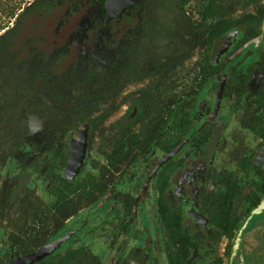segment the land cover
Instances as JSON below:
<instances>
[{
    "label": "rangeland",
    "instance_id": "rangeland-1",
    "mask_svg": "<svg viewBox=\"0 0 264 264\" xmlns=\"http://www.w3.org/2000/svg\"><path fill=\"white\" fill-rule=\"evenodd\" d=\"M43 4L48 8L30 13L0 56V264L70 229V238L50 254L54 263L78 248L101 264H172L178 258L166 246L154 186L164 167L166 197L181 213L179 232L196 245L190 261L264 264V215L247 211L244 202L254 180L262 183L255 189L264 199V177L250 170L264 132L248 118L250 112L264 118L258 105L264 99V0H140L135 12L112 24L111 41L75 58V20L88 13L92 36L104 7L99 0ZM234 27L239 33L220 62L255 36H262L260 43L226 62L221 78L203 82L218 38ZM250 62L259 68L248 92L223 96L230 67L243 71ZM182 99L190 103L192 138L151 173L165 154L154 135L169 133L174 140L168 109ZM82 125L88 129L84 154L75 176L66 179L67 141ZM199 129L209 135L202 143ZM258 163L264 167V149ZM221 179L236 183L234 225L231 238L212 241L187 209L202 210L205 193L224 192ZM126 194L136 199L128 212L121 203ZM61 197L84 200L66 221L56 212Z\"/></svg>",
    "mask_w": 264,
    "mask_h": 264
},
{
    "label": "trees",
    "instance_id": "trees-1",
    "mask_svg": "<svg viewBox=\"0 0 264 264\" xmlns=\"http://www.w3.org/2000/svg\"><path fill=\"white\" fill-rule=\"evenodd\" d=\"M49 4H43V0H0V56L9 47L12 39L22 30L26 17L30 13L39 12L48 8ZM10 23L12 24L10 26ZM255 64H250L246 69L244 74L239 75V81L236 87H234L233 80L230 79L223 85L222 93L227 96H232L233 93H241L247 88V82L249 80L250 73L255 69ZM264 106V101L260 103ZM175 111V110H174ZM173 126L176 128L174 137L176 141H179L187 132L189 127V122L185 119L187 114L183 111L174 112ZM261 127L264 130V122H260ZM154 142L164 151H169L173 146L174 142L170 140L169 133L162 134L156 133L154 135ZM251 170L264 177V169L256 164L250 165ZM24 180V179H23ZM228 187V193L225 194H211L205 200L206 210L208 211L211 219V223L216 226L215 229L208 230L210 236L213 239H219L220 236L225 232L230 237L231 236V225L230 217H228V208L231 202V192L234 191V183L226 182ZM262 183L254 180L252 185L259 188ZM68 185V184H67ZM167 185V176L164 175L162 170L159 177V182L157 183L159 195H158V206L160 208L161 221L163 225V234L167 241V247L174 248L176 250L175 256L178 258L177 261L172 264H192L188 258L189 249L194 245L187 243L183 235L179 232L181 214L176 203L168 199L164 194V187ZM261 200L259 191L256 189H250L245 195V201L249 204V207H255ZM133 197L127 196L123 200V205L126 210H130L132 206ZM84 200L78 198L76 201L73 199L65 201L64 197L59 198L56 201V212L59 218L66 219L68 216L76 214L82 207ZM63 204H67L64 206ZM220 207V214L217 215L216 208L213 206ZM213 207V208H212ZM247 208V210L249 209ZM234 225V223H233ZM58 224H54V228ZM56 229V228H55ZM231 244L228 242L226 244V249L230 248ZM18 255V254H16ZM54 255H48L34 264H41L43 262L49 261V264H100V260L88 251H82L81 249H74L65 256H61L53 261ZM9 260L4 264H8Z\"/></svg>",
    "mask_w": 264,
    "mask_h": 264
},
{
    "label": "flooded vegetation",
    "instance_id": "flooded-vegetation-1",
    "mask_svg": "<svg viewBox=\"0 0 264 264\" xmlns=\"http://www.w3.org/2000/svg\"><path fill=\"white\" fill-rule=\"evenodd\" d=\"M105 1L106 0H99V4H100V6H103L104 7V10H103V12H102V17H101V24H100V27L97 29V31L92 35V36H90L89 34V32L87 31V29H88V27L85 25L86 24V22H87V19H88V13H82V15L80 14L78 17H77V19L75 20L76 22H75V27H74V33H75V35H76V39H75V41H74V48H76V51H73V53H72V55H71V57H73V58H75V57H77V56H83L84 55V52L85 51H88L89 49H94V50H99L101 47H103V45L105 44V43H107V42H109V41H111V39H112V37H113V33H114V28H113V26H112V24H114L115 22H120L121 21V19L127 14V13H129V12H135V10L139 7V3H140V0H137L131 7H127V8H125L122 12H121V14L119 15V16H112V17H110V18H107V13H106V9H105ZM139 18H140V15L139 14H137V16H136V19L137 20H139ZM263 21H264V18H263ZM263 21H262V24H263ZM121 26V25H120ZM261 29H262V31H263V33H264V30H263V28H262V25H261ZM233 30H235V33H234V35L233 36H231V43H230V45H229V48H228V50L225 52V53H223V54H221L220 56H219V58L217 59V60H214V58H213V53H214V51H215V49H216V47H217V45L219 44V42H220V40H221V37H222V35L223 34H225L226 32H228V31H233ZM228 31H226V32H224L219 38H218V40H217V42H216V44H215V46H214V49H213V52H212V55H211V60H212V62L214 63L213 65H212V67L211 68H209V69H207V70H204L202 73H201V77H202V81L204 82V81H206V80H208L207 82H210L211 80H216V79H219V78H221V72H222V70H223V68H224V66H225V64H226V62H228V61H231V60H233V59H235V58H237L244 50H246L247 49V47H249L250 45H252V44H254V45H257L255 42H252L251 44H249V45H247L238 55H236L235 57H233V58H231V59H229L228 60V57L232 54V53H234V51H236L239 47H241L242 45H244L247 41H245L243 44H241V45H238L236 48H234L233 49V51H231L227 56H226V58L222 61V62H220V60H221V58L229 51V49H230V47H231V45L233 44V42L235 41V39H236V36H237V34L239 33V29L238 28H232V29H230V30H228ZM259 36V35H258ZM255 37H257V36H255ZM254 38V37H253ZM252 39V38H251ZM262 39V38H261ZM250 40V39H249ZM261 41V40H260ZM260 41H259V43H260ZM112 50H114V49H112ZM250 64H255L256 65V67H255V69L250 73V76H249V80H248V82H247V88L245 89V91H243V92H241V93H233V95L232 96H227V95H224L223 93H222V88H223V85L225 84V83H227V81H229L230 79H232L233 80V84H234V87H236L235 85H237V82L239 81V75H241V74H244L245 73V71H246V69L248 68V66L250 65ZM258 68H259V65L257 64V63H254V62H250V63H248L246 66H245V68H244V70L242 71L241 69H239V68H236V67H230V76L228 77V79H226L225 80V82L222 84V86H221V89H220V93L223 95V96H226V97H239V96H241V95H243L244 93H246V92H248V90L250 89V87H251V82H252V77L254 76V74L256 73V71L258 70ZM205 86V85H204ZM262 101H264V99H262V100H259L258 101V105L260 106V107H263L264 108V106H262L260 103L262 102ZM189 105H190V103H189V100L187 99H182V100H180L179 102H178V104L177 105H174V106H172V107H170L169 109H168V115H169V117H170V121H168V125H169V127H170V131L169 132H173L172 134H174L175 133V130H176V128L173 126V120H174V112L177 110V112H179V111H183V113H185V114H187V117L185 118L188 122H189V127H188V130H187V132H186V134L179 140V141H176L175 140V137H174V140L172 141V142H174V146L169 150V151H164L163 149V151L165 152V154H167L168 152H170L181 140H183V139H185V138H187V141H189V138L191 137V132H190V126H191V115H190V113H189V111H188V108H189ZM175 110V111H174ZM248 118H249V120L252 122V123H254L255 125H257L263 132H264V130H263V128L261 127V125H260V122H264V118H261V117H259V115H257V114H255V113H253V112H250L249 113V115H248ZM82 130H85L86 131V139H87V128H86V126L85 125H82L81 127H80V129H78V131H76V132H73L72 133V135H71V137L68 139V141H67V145H68V147H69V149H70V154H71V148H70V146H69V142L70 141H72L73 140V138H74V135L75 134H78V133H80ZM197 133H200L201 135V137H200V140H199V142H204V141H206L207 140V138H208V133H207V131H205L204 129H199L198 130V132ZM192 138V137H191ZM186 141V142H187ZM185 142V143H186ZM85 143H86V140H85ZM153 143L155 144V142H154V139H153ZM184 143V144H185ZM183 144V145H184ZM156 145V144H155ZM182 145V146H183ZM157 146V145H156ZM181 146V147H182ZM149 147H150V145H148L146 148H145V151H147L148 149H149ZM157 147H159V146H157ZM160 148V147H159ZM161 149V148H160ZM263 149H264V144L263 145H261V147H260V149H259V151H258V154L256 155V157H255V159H254V161L251 163V164H256V165H258V166H260V167H262L259 163H258V159H259V157L261 156V152L263 151ZM179 151V150H178ZM177 151V152H178ZM176 152V153H177ZM175 153V154H176ZM70 154H69V156H68V159H69V157H70ZM84 154V153H83ZM164 154V155H165ZM174 154V155H175ZM163 155V156H164ZM174 155H172V156H174ZM162 156V157H163ZM171 156V157H172ZM161 157V158H162ZM171 157H169L167 160H169ZM160 158V159H161ZM68 159H67V161H68ZM159 159V160H160ZM158 160V161H159ZM166 160V161H167ZM158 161L155 163V165L153 166V168H152V171H153V169H154V167L156 166V164L158 163ZM165 161V162H166ZM165 162H163L156 170H155V172H157V170L165 163ZM66 164H67V162H66ZM66 164H65V167H66ZM250 164V165H251ZM65 167H64V176H65ZM165 168V167H164ZM163 168V171L165 170ZM263 169H264V167H262ZM250 170H251V168H250ZM162 171V170H161ZM252 171V170H251ZM151 173H153V172H151ZM161 173V172H160ZM254 173V172H253ZM76 174V173H75ZM255 174V173H254ZM255 175H257V174H255ZM75 176V175H74ZM73 176V177H74ZM259 176V175H258ZM73 177H71V178H73ZM159 177H160V174H159ZM260 177V176H259ZM65 178L66 179H71V178H68V177H66L65 176ZM262 178V177H261ZM258 181V180H257ZM226 182H231V183H234L235 185H236V183L234 182V181H230V180H225V179H221L220 180V184L222 185V186H224L225 187V191L224 192H209V193H205L204 195H203V198H202V201H201V205H202V210H197V209H194L193 207H189L188 209H187V213L189 214V216H190V218H192L194 221H196V222H200V221H198L197 219H195V217L190 213V211L191 210H194V211H196V212H199L203 217H205V219H206V221L205 222H200V223H202L203 225H204V229H205V235L208 237V238H210L212 241H218L220 238H221V236L222 235H226L228 238H231V236H232V229H233V221L231 220V212H230V209H231V206H232V192H234L233 190H232V192H231V202H230V205H229V208H228V217H230V225H231V231H230V233H231V236L229 237L228 235H227V233H223L221 236H220V238L219 239H213L209 234H210V232H211V230H213V229H215V227L216 226H214L212 223H211V221H210V219H211V217H210V215H209V213H208V211L206 210V203H205V200H206V198L208 197V196H210L211 194H225V193H228V187H227V185L225 184ZM260 182V181H259ZM235 185H234V188H235ZM155 189H157L158 190V186H157V183H155ZM168 186V176H167V185L164 187V194H165V189H166V187ZM251 189H255V187L254 188H251ZM250 190V189H249ZM248 190V191H249ZM111 193V189H109V190H107V191H105L103 194H102V196L95 202V205H99L100 203H102L103 201H104V199L105 198H107L108 196H109V194ZM132 196L133 197V201H132V206H131V208H130V210H126L125 209V207H124V205H123V200L127 197V196ZM158 195H159V190H158ZM246 195V194H245ZM165 196H166V194H165ZM260 197H261V195H260ZM171 200V199H170ZM263 199H261L260 201H262ZM171 201H173L174 203H176V205H177V202L176 201H174V200H171ZM260 201H259V203H260ZM244 202H246L245 201V196H244ZM121 203H122V206H123V209H124V211H131V209H132V207H133V205H135L136 204V199H135V197L133 196V195H131V194H126V195H124V197L121 199ZM247 203V202H246ZM258 203V204H259ZM157 204H158V199H157ZM257 204V205H258ZM247 205H248V207H249V204L247 203ZM178 206V205H177ZM213 207H215L216 208V211H217V215H221L220 213V207L219 206H213ZM212 207V208H213ZM247 207V208H248ZM257 206H255L254 208H256ZM158 208H159V206H158ZM179 208V207H178ZM250 208V207H249ZM80 211V210H79ZM78 211V212H79ZM180 211V210H179ZM247 211H249V209L247 210ZM77 212V213H78ZM159 212H160V208H159ZM181 214V213H180ZM75 214H73V215H71V216H68L66 219H64V221H66V220H69L70 218H72L73 216H74ZM260 215H264V211L262 212V213H260ZM160 219H161V215H160ZM161 224H162V221H161ZM208 230H210V232L208 231ZM68 231H72V234H73V232H74V230H72V229H70V230H68ZM68 231H66L65 233H67ZM64 233V234H65ZM64 234H62V235H64ZM71 234V235H72ZM162 234H163V225H162ZM70 235V236H71ZM59 236H61V235H59ZM59 236H57V237H59ZM57 237H54V238H57ZM163 237L165 238V236H164V234H163ZM53 238V239H54ZM70 238V237H69ZM68 238V239H69ZM52 240V239H51ZM51 240H48V241H51ZM166 240V239H165ZM48 241H46V242H48ZM67 241V239L62 243V244H64L65 242ZM46 242H44V243H46ZM228 242H230V241H227L226 242V244L228 243ZM43 243V244H44ZM43 244H41V245H43ZM61 244V245H62ZM226 244H225V250H227L226 249ZM230 244H231V242H230ZM41 245H39L36 249H38ZM60 245V246H61ZM95 245H99V243H98V241L97 242H95ZM59 246V247H60ZM166 246H167V241H166ZM58 247V248H59ZM193 247H196V245L194 244V246ZM231 247V246H230ZM57 248V249H58ZM192 248V247H191ZM36 249H34V250H31V251H29V252H25V253H30V252H32V251H35ZM75 249H77V248H75ZM230 249V248H229ZM56 250V249H55ZM54 250V251H55ZM190 250V249H189ZM53 251V252H54ZM52 252V253H53ZM25 253H21V254H18V255H15V256H19V255H22V254H25ZM89 253H91L92 255H94L97 259H99L98 257H97V255H95V254H93L91 251H89ZM50 255V254H49ZM15 256H13V257H15ZM48 256V255H47ZM13 257H11V258H13ZM46 257V256H45ZM10 258V259H11ZM44 258V257H43ZM188 258H189V253H188ZM187 258V260L190 262V263H192V264H195L194 263V261H190L189 259ZM9 259V260H10ZM41 260V259H40ZM100 260V259H99ZM39 261V260H38ZM37 262V261H36ZM36 262H34V263H36ZM34 263H32V264H34ZM100 264H101V261H100ZM123 264H126L125 262L123 263Z\"/></svg>",
    "mask_w": 264,
    "mask_h": 264
},
{
    "label": "water",
    "instance_id": "water-1",
    "mask_svg": "<svg viewBox=\"0 0 264 264\" xmlns=\"http://www.w3.org/2000/svg\"><path fill=\"white\" fill-rule=\"evenodd\" d=\"M136 1L137 0H106L105 9L107 13V18H110L112 16H119L125 8L131 7ZM262 28L264 30V21L262 24ZM234 33H235V30L228 31L222 35L221 40L213 53L214 60H217L221 54L225 53L228 50L229 45L231 43V36H233ZM261 38L262 36L259 35L257 37H254L248 40L244 45H242L236 51H234V53H232L228 57V60L238 55L247 45L251 44L252 42H255L256 44H258ZM85 140H86V131L82 130L80 133L75 134L73 140L69 142V146L71 148V154H70V157L65 167V176L68 178H71L75 175V173L77 172L81 164V160H82L84 149H85ZM186 141H187V138L181 140L170 152L165 154L158 161V163L156 164L152 172H155V170L163 162H165L169 157L174 155ZM256 211L257 213H262L264 211V199L260 201V203L257 205ZM190 213L198 221L200 222L206 221L205 217H203L199 212L191 210ZM71 234H72V231H68L64 235H61L57 238L52 239L51 241L44 243L35 251H32L30 253H25L19 256H15L9 260L8 264H32L42 259L43 257L51 254L66 239H68Z\"/></svg>",
    "mask_w": 264,
    "mask_h": 264
}]
</instances>
